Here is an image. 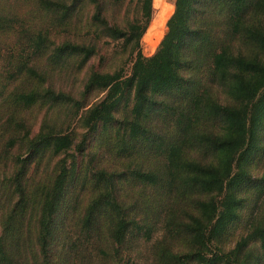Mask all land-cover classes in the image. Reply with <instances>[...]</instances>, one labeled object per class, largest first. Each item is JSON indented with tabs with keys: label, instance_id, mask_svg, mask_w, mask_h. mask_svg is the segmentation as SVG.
<instances>
[{
	"label": "trees",
	"instance_id": "16d2710c",
	"mask_svg": "<svg viewBox=\"0 0 264 264\" xmlns=\"http://www.w3.org/2000/svg\"><path fill=\"white\" fill-rule=\"evenodd\" d=\"M152 1L138 0V16L124 28L106 27L110 39L121 41L135 54L130 75L124 76L121 69L94 71L80 93L82 99L92 91L104 94L83 113V126L88 133L113 124L111 134L117 137L120 157L119 167L101 168L94 174L83 229L91 233L103 227L120 248L138 235L149 240V216L154 218L161 209L169 224L183 221L177 218L184 212L188 220L181 222L179 232L188 252L182 256L168 250L165 240L158 242L155 250L164 264H264V219L230 250L219 246L240 217L244 199L239 193L251 179L246 165L264 128V0H175L165 34L155 53L145 57L140 40L152 15ZM39 5L49 11L58 8L66 17L75 3L39 0ZM98 10L94 20L102 22L100 6ZM16 23L14 16L0 15V30H11ZM47 41L46 34L36 35V54L47 51ZM93 45L69 41L48 52L47 62L62 74L73 69L72 56L79 57L78 67L83 66L94 54ZM16 65L20 80L27 77L30 83L28 91L15 94L16 106L30 108L43 102L39 105L48 103L47 110L61 103L79 107L80 100L62 90L49 88L40 94L44 77L36 65L20 58ZM128 101V115L117 120V109ZM157 115L173 121L168 136L151 129L149 121ZM11 124L7 123L14 136L17 131ZM44 127L49 129L43 122L31 138L27 130L19 136L25 151L14 156L11 174L0 183L8 205L0 214V264H30L24 260L28 255L35 259L30 238L34 229L39 264H53L56 215L72 182L73 162L59 160L52 184L38 183L31 190L29 170L33 166L38 172L44 160L66 154L76 138ZM259 182L264 185V175ZM121 185L138 186L139 192L122 199ZM192 192L211 197L190 202L185 196ZM256 243L259 247L253 249ZM100 253L107 255L104 250Z\"/></svg>",
	"mask_w": 264,
	"mask_h": 264
},
{
	"label": "rangeland",
	"instance_id": "374dc122",
	"mask_svg": "<svg viewBox=\"0 0 264 264\" xmlns=\"http://www.w3.org/2000/svg\"><path fill=\"white\" fill-rule=\"evenodd\" d=\"M51 1L66 6L74 3L75 5L72 11L63 17L60 9L45 10L39 5V0H0V15L14 16L17 21L11 30H0V183L5 175L11 174L14 168V156L25 151L24 143L19 136L27 130L28 137L31 138L45 122L49 126V129L44 127L45 131L66 132L74 134L76 138L75 145L66 154L53 157L49 161L44 160L38 172H35L33 166L31 167L33 170H29L28 189L31 190L38 183L47 186L52 184L59 160L65 159L69 164L73 162L72 182L62 208L56 215L57 230L51 241L50 254L53 264H164L161 259L158 260L155 250L158 242L163 240L167 242L166 246L171 252L186 255L188 251L182 245L185 239L179 232L181 222L188 220L184 212H181L177 218L183 221L169 224L165 211L161 209L158 214H154V218L149 216V220H152L149 240L138 235L131 243L127 241L120 248L111 242L103 227L91 233L83 229V216L92 198L94 174L101 168L119 167L120 157L115 148L117 137L111 134L113 124L108 128L99 125L94 132L88 133L83 126V113L98 103L104 94L100 91H92L82 99L80 93L83 91L86 79L94 71L113 72L121 69L124 76L130 75L135 54L131 49L122 47L121 41L110 39L106 34V27L124 28L128 21L138 16V0H76L74 3L73 0ZM174 1H152V15L140 40L143 56L150 57L155 53L166 32V22L173 13ZM98 6H100L99 16L102 22L94 20V15L99 11ZM261 23L264 25V16L261 17ZM39 32L47 35V51L36 54L33 41ZM69 41L85 45L94 44V54L80 67H78L79 57L72 56L69 62L73 63V69L59 74L47 62V54ZM19 58L21 61L28 60L43 73L44 79L39 82L38 87L40 94L50 90L49 88L62 90L73 95L76 100H80L79 107L71 103L72 108H70L67 103H61L47 110L48 103H45V106L39 105L43 102L30 108L16 106L13 100L15 94L20 90L30 89L28 78L23 77L24 79L20 80L21 77L16 70ZM130 103L128 101L117 109L115 113L117 120L128 115ZM14 112L16 113L13 114ZM23 118L25 122L22 124L20 120ZM15 120L18 122L17 126L11 124ZM149 122L151 129L159 134L168 136L173 131V121H165L160 115L150 119ZM7 123L17 131L16 135L11 134ZM10 140H13L12 146L9 145ZM80 141L83 143H79ZM257 146V151L246 165L247 173L251 177L250 182L245 184L239 193L244 199L243 207L239 212L240 217L237 222L229 226L219 244L225 251L233 248L241 237L246 236L254 225L264 219V185L259 182L264 175V128L257 140ZM137 192H139L138 186H119V195L122 199ZM2 194L0 192V214L8 206L3 201ZM146 194L150 197L152 191L148 190ZM210 197L192 192L187 194L185 199L191 202ZM183 206L187 208L190 205ZM141 233L143 234L142 231ZM36 235L37 230H32L30 238H32L35 259H31V255L24 259L30 264H39L40 261L36 252ZM258 247V243L252 246L253 249ZM100 250H104L107 255L101 254Z\"/></svg>",
	"mask_w": 264,
	"mask_h": 264
}]
</instances>
